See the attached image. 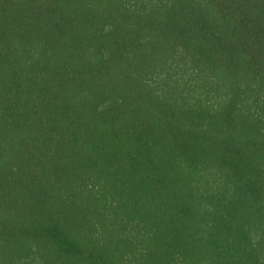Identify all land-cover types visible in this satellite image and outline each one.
Instances as JSON below:
<instances>
[{
	"label": "trees",
	"instance_id": "trees-1",
	"mask_svg": "<svg viewBox=\"0 0 264 264\" xmlns=\"http://www.w3.org/2000/svg\"><path fill=\"white\" fill-rule=\"evenodd\" d=\"M0 264H264V0H0Z\"/></svg>",
	"mask_w": 264,
	"mask_h": 264
}]
</instances>
